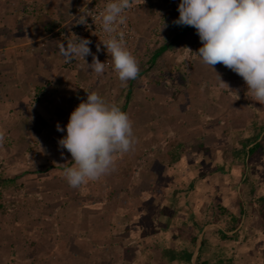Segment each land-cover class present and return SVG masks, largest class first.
Segmentation results:
<instances>
[{
  "label": "rangeland",
  "instance_id": "obj_1",
  "mask_svg": "<svg viewBox=\"0 0 264 264\" xmlns=\"http://www.w3.org/2000/svg\"><path fill=\"white\" fill-rule=\"evenodd\" d=\"M77 3L81 0H0V35L12 40L2 43L0 49L19 46L16 50L23 53L24 65L33 63L41 52L54 54V63L63 62L60 73L53 69L63 79L62 86L43 85L31 91L22 110L12 115L21 122L15 126L21 130L2 133L0 264H182L163 258L166 247L189 250L195 254L189 264H195V248L200 250L202 245V260H234L237 243L258 238L253 228L264 229V214L250 221L245 235L239 224L228 239H221L219 230H231L234 225L214 215L221 200L201 203L205 193L196 183L198 172L191 171L194 183L188 188L186 176L179 177L177 166H170L181 155H192L197 163L206 159L226 163L227 158V150L218 154L215 150H187L200 137L183 135L184 127H195L201 118L191 109L189 96L201 83H219L211 68L210 75L203 78L207 82L190 79L189 64L200 46L194 27L189 26L192 36L181 35L188 26L174 23L180 0L136 3L130 15L133 38L126 46L140 70L136 79L126 83L118 79L110 56L108 63L104 61V73L98 75L81 59L67 62L60 55L61 42L72 39L73 33L80 37L81 26L75 23L81 15ZM64 33L67 38L61 37ZM162 46L167 49L157 56ZM214 68L224 82L226 67L218 63ZM93 91L129 115L136 143L131 151L117 156L109 174L72 188L63 176V169L73 164L72 157L58 140L66 135L71 112ZM35 110L42 117L36 133H29L25 128ZM261 110L264 115V107ZM57 124L65 131H57ZM183 192L187 198L194 193L197 201L200 198L193 219H186ZM175 197L179 199L173 200ZM165 198L172 200L167 206L173 205L175 210L159 209Z\"/></svg>",
  "mask_w": 264,
  "mask_h": 264
},
{
  "label": "crops",
  "instance_id": "obj_2",
  "mask_svg": "<svg viewBox=\"0 0 264 264\" xmlns=\"http://www.w3.org/2000/svg\"><path fill=\"white\" fill-rule=\"evenodd\" d=\"M191 32L192 28L186 33L191 35ZM188 37L190 36H187V39ZM37 38L36 40L40 39ZM197 40L201 47L199 36ZM10 42H12L11 38L7 39L0 35V46L2 43L9 44ZM18 47L13 46L11 49L6 45L0 49V134L6 132L12 135L13 132L21 130L17 128L18 126L15 127L16 124L21 125V122L14 121L12 115L16 110H22L23 103L27 101L31 91L40 89L43 85L60 87L63 84V79H58L53 71L54 68L63 70L60 66L63 62L59 59L54 63L53 60L56 58L54 54L38 53L33 63L24 65L23 53L16 50ZM189 65L188 73H190L191 80L204 82V76L210 75V68L204 65L196 54L193 55V60ZM190 79H186L188 86H190ZM224 83L226 84L201 83L199 89L190 94L191 109L198 112L201 118L196 122L198 125L189 130L184 127L185 130L182 133L186 136L194 133L195 137H200L197 140L198 144L190 149L192 145L190 142L187 150H215L217 154L219 150H227L226 163H216L215 160L208 159L197 163V158H193L192 155L188 157L181 155L170 166H177L179 177L186 176L184 179L188 188L194 183L191 179V171L196 170L198 173L195 177L199 178L196 183L200 185L199 188L203 187L205 193V196H201V203L204 199H220V205L223 208L227 209L232 216L241 219L239 228H243L241 233L244 230L245 235L246 231H250L248 227L250 221L259 220L264 214V115L261 110L264 102L256 101L248 92L243 79L227 67L224 71ZM34 106H38L37 103ZM32 115L25 131L36 133L37 123L40 121L38 118L42 115L39 111ZM191 117L192 113L189 118ZM258 143L260 144L258 151L250 159H244L245 153ZM167 166L166 164L165 168ZM177 179L175 183L176 181L178 183ZM184 193L183 205L188 213L186 219H193V214L195 215L199 209L200 198L197 201L195 193L192 198H187ZM177 197L173 200L179 199ZM159 204L163 206L159 209L175 210L173 205L172 207L167 206L172 204V200L165 198ZM146 213L143 212L144 215ZM173 230L175 229L171 232ZM252 231L255 234L259 233L258 238L253 237V240L248 238L246 242L237 243L235 251L238 254L232 264H262L264 262V229L255 227ZM253 232L250 235H253ZM225 246H229V243ZM194 256L195 254L192 259Z\"/></svg>",
  "mask_w": 264,
  "mask_h": 264
},
{
  "label": "clouds",
  "instance_id": "obj_3",
  "mask_svg": "<svg viewBox=\"0 0 264 264\" xmlns=\"http://www.w3.org/2000/svg\"><path fill=\"white\" fill-rule=\"evenodd\" d=\"M132 6V0H106L96 16L106 34L102 43L122 83L136 79L140 70L122 31ZM177 10L174 23L195 28L202 43L195 54L214 70L218 83L226 84L214 68L219 63L243 79L256 101L264 102V0H180ZM86 17L80 15L75 23L87 25ZM91 43L73 33L72 39L58 45L59 53L67 62L77 57L85 61L91 55L92 63L85 62L88 68L103 74L105 63L92 53ZM57 131L65 129L57 124ZM135 143L129 115L98 93L87 92L86 101L70 114L66 135L58 140L73 161L63 169V176L72 188L99 180L114 170L117 156L131 151Z\"/></svg>",
  "mask_w": 264,
  "mask_h": 264
},
{
  "label": "built area",
  "instance_id": "obj_4",
  "mask_svg": "<svg viewBox=\"0 0 264 264\" xmlns=\"http://www.w3.org/2000/svg\"><path fill=\"white\" fill-rule=\"evenodd\" d=\"M77 2V1H76ZM106 3V0H81L80 4H76V8L79 11V14L86 15L87 17V25L80 24L81 30L79 31L80 37L82 38H87L91 40V44L89 47L91 48V51L93 54L96 55V57L104 63L108 61L107 58L109 54L106 51L105 46L102 43V40L106 38V34L102 31V26L100 22L96 19L97 14L99 13L100 10L104 7ZM136 3H138V0H132V8L126 12L127 16V21L124 26H122V31L125 34V41L126 44L132 40L133 38V30L130 27V15L132 11L134 10ZM65 33L62 34L61 37L67 38ZM99 46V50H98ZM74 60L78 61L81 58H73ZM91 64L92 63V56L89 55L85 58V61L81 59V63L84 65ZM107 65V64H106Z\"/></svg>",
  "mask_w": 264,
  "mask_h": 264
},
{
  "label": "trees",
  "instance_id": "obj_5",
  "mask_svg": "<svg viewBox=\"0 0 264 264\" xmlns=\"http://www.w3.org/2000/svg\"><path fill=\"white\" fill-rule=\"evenodd\" d=\"M190 28L186 27L181 31V35L185 34ZM167 49V46H162L159 51L157 56H159L161 53H163L165 50ZM260 147V144H256L254 147H252L250 150H248V152L245 153L244 159H250V157H252L255 152H257L258 148ZM217 211V212H216ZM242 212V211H241ZM217 213V214H216ZM214 215L218 218V217H224L225 219H229L231 221V223H233L234 225H232L231 230H224V229H220L219 230V234H220V238L221 239H228V233L231 231L236 230V228L238 227V225L241 222L240 218L234 217L232 216L227 209L223 208L220 205H217L214 211ZM202 248L203 245L201 246L200 250L197 253L196 256V263L195 264H232L233 259L232 258H226L225 260H217L215 263L210 262L208 260H202L201 259V254H202ZM193 253L192 252H188L186 250H180V251H176V250H171V249H164L163 250V258L166 259L169 263L172 262H184V263H191V259H192Z\"/></svg>",
  "mask_w": 264,
  "mask_h": 264
},
{
  "label": "water",
  "instance_id": "obj_6",
  "mask_svg": "<svg viewBox=\"0 0 264 264\" xmlns=\"http://www.w3.org/2000/svg\"><path fill=\"white\" fill-rule=\"evenodd\" d=\"M198 250H199V248L197 247V249H196V253H198Z\"/></svg>",
  "mask_w": 264,
  "mask_h": 264
}]
</instances>
